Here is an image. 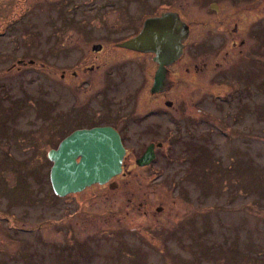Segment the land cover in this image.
Here are the masks:
<instances>
[{
    "label": "rangeland",
    "instance_id": "obj_1",
    "mask_svg": "<svg viewBox=\"0 0 264 264\" xmlns=\"http://www.w3.org/2000/svg\"><path fill=\"white\" fill-rule=\"evenodd\" d=\"M111 1L70 0L63 27L53 0H0L2 19L30 8L22 45L0 46V264H264V0ZM157 11L201 25L150 99V56L115 44ZM106 124L135 156L162 141L159 160L125 188L54 195L47 151Z\"/></svg>",
    "mask_w": 264,
    "mask_h": 264
},
{
    "label": "water",
    "instance_id": "obj_2",
    "mask_svg": "<svg viewBox=\"0 0 264 264\" xmlns=\"http://www.w3.org/2000/svg\"><path fill=\"white\" fill-rule=\"evenodd\" d=\"M187 33L185 24L173 13L147 19L139 34L119 46L153 52L156 61L167 64L176 59ZM101 49L94 45L93 51ZM164 68L159 69L161 79ZM169 105V104H168ZM153 145L136 161L148 164L153 158ZM125 149L119 134L109 126L75 130L47 152L52 162L49 180L55 195L64 197L83 191L94 184L103 185L121 171Z\"/></svg>",
    "mask_w": 264,
    "mask_h": 264
},
{
    "label": "flooded vegetation",
    "instance_id": "obj_3",
    "mask_svg": "<svg viewBox=\"0 0 264 264\" xmlns=\"http://www.w3.org/2000/svg\"><path fill=\"white\" fill-rule=\"evenodd\" d=\"M106 1H107V3H109L107 5V7H105L106 9L107 8H114L117 5L115 1L114 2L111 1V0H106ZM53 2H54V4H53L54 8H52V9L56 13L55 16H54V19H55L56 23L59 24V26L65 27L67 25V23L70 22V19H68V18H66L64 16L65 10H64V7H62V6L63 5L66 6L67 4H69L70 0H53ZM85 3H94V0H85ZM104 5H105V2L101 3L100 6H99L100 8L97 7V10H96L97 13H95V14H98V11L105 9V8H102ZM117 6H119V5H117ZM77 8H78V6L76 4H74L72 6L73 10H76ZM26 9L25 8H21L19 11H18V9L16 11H10L8 18L6 16L3 19L0 18V46L7 40H11V42L14 43L17 47H19V45H22L23 34L18 35L17 30L19 28L18 26L23 24V19H24L25 13L26 12L27 13L30 12V8L28 10H26ZM68 9H70V8H68ZM119 13H121L120 10L116 14H119ZM168 13H174L177 16V18L181 22H183L185 24V27L187 29L186 36H185L184 40L182 41L180 54L172 62H169L167 64H162L161 62L156 61V55L153 52H143V51L128 49V48L119 46L121 43H123V42H125V41H127V40H129V39H131V38H133L135 36H137L139 34V32L142 30L143 24H144V22L147 19L154 18V17H161V16H163L165 14H168ZM67 21H69V22H67ZM209 21H210V25H211L212 20L210 19ZM192 23H193L192 25H188L186 22H184V18L182 16H180L179 13H176L175 11L174 12H165V13H161V11L160 12L157 11L155 14H151V15L149 13L144 12L143 14H141L140 18L137 19V21L135 23L132 22V21L130 22V25H132L135 28L134 32L130 36H128L125 40H123V42L121 41V43L118 42V43L115 44L118 49L124 50L127 53H129L130 55H138V56L149 55L150 56V61L153 62V64L155 65L153 67V70H152V74H151V77H150L151 81H150V85H149L148 90H147V95H148V97L150 99L157 97L159 94H162V95L166 94L167 95L168 91H170L172 89V86H173L172 83L171 82H170V84L168 83L169 75H170V73L173 72L171 66H173L176 63H180V62H182V60L185 59V57L187 55L186 48H187V46L189 44V41H190L191 36H192V33L194 34V26H195V24L196 25H199V24L201 25V22L196 21V20L193 21ZM80 24H83V21ZM12 32H14V36L9 38V35H11ZM94 45H100V44L99 43L92 44V46H91V50L92 51H93V46ZM233 46H234V43H233ZM101 51H102V46H101L100 50L94 51V52H96V54H93V57L97 58L98 57V53L101 52ZM6 57H7L6 55H3V56H1V59L2 58H6ZM9 58L11 60L13 59L12 57H9ZM27 63L28 64H32L33 60L32 61H28ZM16 64L25 65L23 60L20 59V58L16 59ZM11 66H13V64ZM161 66H162V68H164L165 71H164L163 77L161 79H159L157 77V75H158V72H159V69H160ZM219 66H220V64H216L214 70L220 69ZM149 69H151V68H149ZM201 69L202 70L203 69L206 70L205 71L206 75L211 73V67L207 68L206 66H203V67H201ZM11 70H12L11 67L7 68V73H10ZM186 71H188V69ZM195 72H197V67H196V71ZM183 73L186 74L185 71ZM71 75H72L73 79L77 76V74L75 72H71ZM184 76H187V75H184ZM63 77H64V75L62 74L61 78H63ZM181 82H184V80L181 79ZM185 89H186L185 87H181L180 90H178V95H179L180 100H181V106H184L185 107V111H186V106H185L186 104L184 103V101L186 99V96L184 95ZM171 105H172V102H169V101H165V103H164V106H167V107H170ZM152 111L155 112V110H152ZM198 111L200 113L202 112L203 115H205V116L211 117V114H208L204 109L203 110L198 109ZM127 122H126V126L128 127L130 123L129 122L127 123ZM210 124H211V122H210ZM103 126H109V127L113 128L119 134V136L121 138V141H122V144L124 146V144H125V134H124V132L121 129L117 128L115 125L106 124V125H102L101 127H103ZM88 129H90V128H88ZM157 140H148V145L137 156H135L133 154H130L131 152H128L127 148H125V146H124L125 155H124L123 160H122V166H121L120 173L118 175L112 177L106 184L99 185V186H106L107 185V186L110 187V186H112L111 184H113V181L115 179H117V178L121 179V180H119V182H121V184H122V186L124 188L126 186L132 185L133 182L136 181V180L137 181H141L143 179V176H145L144 172L149 171L151 169V167L154 165V163H156L159 160V157H160L159 150H161V148H163V143H162V141H160V140L157 141ZM161 143H162V147H161ZM150 145H153V148H152L153 158H152V160L146 165H142L141 166V165L137 164L136 161L144 154V152L146 151V149ZM136 169L141 171V172H137ZM150 179L151 178L147 177L143 183L142 182H138L137 185H139V186L151 185ZM77 194H79V193H77ZM157 210H160V208H158ZM128 213H129V211L127 210V214Z\"/></svg>",
    "mask_w": 264,
    "mask_h": 264
}]
</instances>
